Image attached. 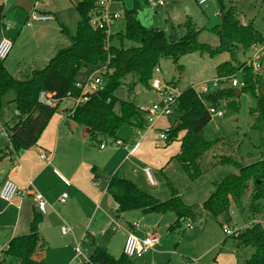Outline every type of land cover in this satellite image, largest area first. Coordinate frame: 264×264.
I'll list each match as a JSON object with an SVG mask.
<instances>
[{"label": "trees", "instance_id": "16d2710c", "mask_svg": "<svg viewBox=\"0 0 264 264\" xmlns=\"http://www.w3.org/2000/svg\"><path fill=\"white\" fill-rule=\"evenodd\" d=\"M96 7V0H84L75 6L80 16L77 32L71 37V46L60 50L42 70H34L25 80L15 78L0 64V118L9 108L16 124L8 125L12 150H0V164L9 153L19 154L38 145L43 133L58 111V105L47 106L40 102V94L49 92L58 100L69 93L78 99L82 91L76 88L78 75L84 70L106 66L103 75L104 87L101 91L86 95V101L80 103L71 115L74 124L89 130L92 138L103 135L117 139L125 126L134 127L139 133L145 132V116L132 102L122 101L116 93L124 80L136 75L142 86L152 91L151 81L164 59L179 65L181 59L193 53L208 54L211 58L230 53L235 56L238 49L251 52L254 46L264 45V35L253 24L244 25L234 7L222 5V25L213 33L219 38L220 46L213 48L199 42V30L192 20L185 24L187 34L179 42H169L161 29L146 28L140 21L141 5L136 2L132 10L125 11V31L107 36L91 27L89 15ZM7 16L4 6H0V35L6 29ZM68 35V30L63 29ZM179 69L183 67L179 65ZM218 79L238 77L243 84L240 88L210 87L209 92L200 93L191 87L183 91L178 99L176 114L178 122L168 136L167 144L181 140V151L175 157L192 182L199 181L211 165L234 167L238 174L232 175L215 184V192L204 202L203 210L218 220L230 212L233 206L244 211V202L252 185L250 209L254 214H264V154L263 159L244 165L232 157H221L215 162L205 163L204 158L217 143L205 139L204 131L212 121L209 109H219L223 102L239 112L236 92L241 96L250 93L257 103L256 116L252 129L262 138L264 148V76L256 72L248 63L234 65L224 63L217 68ZM119 109V110H117ZM19 115H16V113ZM171 198L161 201L141 190L136 184L125 179L117 171L110 179L107 192L118 205V213L143 211L147 214H174L177 217L171 231L180 229L187 220L196 221L198 215L194 207L187 206L179 191L167 179ZM42 215H33L30 233L14 238L8 250L7 258L16 261L9 264H45L34 260V256L45 246L39 231ZM244 247L255 248L253 256L246 264H264V229L260 225L250 227L238 239ZM82 264H135L131 258L122 254L115 257L106 248L97 247L87 263Z\"/></svg>", "mask_w": 264, "mask_h": 264}, {"label": "rangeland", "instance_id": "374dc122", "mask_svg": "<svg viewBox=\"0 0 264 264\" xmlns=\"http://www.w3.org/2000/svg\"><path fill=\"white\" fill-rule=\"evenodd\" d=\"M31 1L36 5L34 12L51 9L57 16H55L53 21L33 23L31 27H28L27 23L29 22L30 13L17 6L20 0H0V6H4L7 16L5 21L7 28L5 31L7 29L10 31L7 36L13 40L14 46L6 60L0 59V64H4L7 70L19 80H25L34 70L44 69L60 50L69 48L71 46L70 38L76 35L80 21V16L74 5L77 1ZM163 1L165 5L160 9L148 5L146 0H123L122 3L114 7L124 16L125 11L132 10L136 2H139L141 5L139 12L141 23L146 28L163 30L169 42H179L182 40L187 34L185 24L188 20H192L200 32L199 42L213 48L219 47L220 40L213 33V30L223 23L221 14L222 5L227 9L234 7L239 14V20L242 24H253L264 35V0H211L205 5H199L196 0ZM125 27L124 18L117 23L115 33L124 32ZM63 29L68 30V35L63 32ZM260 47L262 48L264 45H260ZM251 59V52L245 53L241 48L236 51L234 57L230 53L221 54L216 58H211L208 54L193 53L181 59L179 65L183 67L182 70L172 60H162L158 67L159 72L154 74V78L161 79L163 84L176 83L182 91L194 87L195 90L204 93V89H207L209 92L210 87H213L214 83L218 80L217 68L220 65L231 62L238 66L249 63ZM102 68L104 66L100 67V69ZM90 71L88 69L85 73L81 72L78 78L83 81L90 75ZM259 74L264 76V58L262 59V68L259 70ZM235 79L239 78L236 77ZM224 87L228 88L229 86L225 84ZM154 95L153 91H149L142 86L136 75L127 77L121 89L116 93V96L120 100L132 102L137 107H147L150 102L148 104L145 102L143 105V99L147 98L151 100ZM236 102L239 112L234 111L226 102H223L218 109L219 112H222L223 116L213 117L211 123L205 129V139L217 143L205 155V163H216V160L218 161L221 157H232L244 165H251L263 159L264 148L262 147L261 135L252 129L256 118L253 112L257 108V103L250 93L237 97ZM56 105L59 107L53 121L59 120L62 117H65L64 120L67 121L66 110L73 107V105L75 106L76 103L74 100H64L56 103ZM5 110L4 118L0 119L3 125L10 116L9 109L6 108ZM15 122L12 121L4 125L7 134L10 133L6 126H13L16 124ZM67 122H70V120ZM67 122L64 123L65 127H68ZM168 125L169 122L167 120H162L158 123L157 127L163 131ZM82 131H84L82 126H79L75 131L78 141L82 140L83 136H80ZM122 133V139L126 142L132 141L134 138L139 141L141 138L138 136L137 131L129 126H125L122 129ZM0 134H2L1 128ZM159 134H161V131L149 130L146 132L140 150V153H143L145 156L140 161L136 157L131 158V161L126 162L124 168L130 167L132 170H136V173H141L148 188H151V186L148 184L149 181L145 175V170L151 169L159 184V187L155 189H158L157 192L162 198H168L166 199L168 201L170 199V188L167 185L168 178L166 176L170 177V175L166 170L163 171L165 164H163V161L177 156L180 152L181 140L185 132H181L178 139L169 145L159 139ZM86 137L87 148H89L90 152L97 155V152L101 150L100 146L102 144L107 145L106 153L119 148L116 146V140L113 138H107L103 135H97L95 138H92L91 135ZM8 146L9 148L11 147L10 140L1 135L0 148L6 149ZM119 150L122 154H116V157L119 160L123 158V162H125L128 152L123 148H119ZM37 163V167L40 169L43 164ZM207 170V173L199 181L192 182L179 162L174 158L171 168L172 177L169 180L180 194L182 193L181 197L184 203L187 206L194 207L198 219L196 221L187 220L182 224L180 229L169 234V253L166 255V259L170 260L171 264H186L188 261H196L193 264H246L253 256L255 248L251 246L238 247V241L227 237L223 227L237 226L238 228H243L250 225L254 220L264 221V214H254L250 209V195L253 186H250L245 198L244 211L233 206L229 213L216 220L203 210L202 204L209 194L216 190L215 183H219L229 176L237 175L238 172L232 166L216 164L211 165ZM101 180L106 182L108 174L106 173L105 178ZM68 192L70 194L69 190ZM231 212L234 213L233 217L230 216ZM167 216L168 218L174 217L176 219V216L173 214H168ZM151 217H155L153 218L155 220H150L152 224L163 226L164 223H159V220H156L159 216ZM128 219L132 223L138 221L140 225L142 224L140 217L128 216ZM203 221L206 222V226L201 231ZM188 224H192L193 228L189 229ZM110 235L111 238L114 236L112 230ZM178 243L180 247L177 246ZM86 244V242L82 244L84 245L82 247L84 251L88 248V244ZM45 251L50 250L46 247ZM85 253L88 257L89 248ZM150 255L147 254L142 258H133L132 261L135 264H144L150 258ZM89 256L91 257V255ZM84 262L85 260L83 259H77L74 264H82Z\"/></svg>", "mask_w": 264, "mask_h": 264}, {"label": "crops", "instance_id": "0c3cea01", "mask_svg": "<svg viewBox=\"0 0 264 264\" xmlns=\"http://www.w3.org/2000/svg\"><path fill=\"white\" fill-rule=\"evenodd\" d=\"M35 8L36 5L33 4L31 12ZM23 10L26 11L25 9ZM38 12L51 15L54 18L57 16L51 9ZM9 32L8 29L4 30L0 36V41L7 39L12 42L13 40L7 36ZM85 72L86 70L83 71V73ZM77 79L81 81L79 78ZM155 100V95L152 96L151 100L144 98L142 104L144 105L145 102L148 104ZM77 106L76 103L75 106L73 105V107L66 110L67 121L70 120V122L65 121V117L56 121L52 119L37 146L30 150L21 151L19 154L14 152L9 153L8 157L0 164V189L9 180L14 182L20 190V194L15 197L12 203L0 199V252H3L4 255L3 264L16 261L13 258H7L5 252L14 238L27 236L30 233V226L35 212L42 215L39 231L45 245L34 256V260L38 262L45 264H74L75 260L80 259L75 254V244L80 243L81 247H83L84 245L82 244L85 242L88 244L86 245L89 248V255H92L97 247H102L106 248L115 257H120L123 254L128 235L133 233L140 238L157 236L160 239L159 244L147 253L151 255L144 264H171V261L166 259V255L169 253L168 236L173 232L170 228L175 224L173 222L177 220V217L176 219L174 217L168 218V214L153 215L143 211L119 214L117 211L118 205L107 192L111 177L117 171H120L125 179L136 184L144 192L155 196L159 200L161 199V201L168 199L162 198L158 194V189L155 188H158L159 184L157 187H153L148 183L151 186V188H148L141 173H136V170H132L130 167L124 168L126 162L131 161V158L136 157L140 161L145 156L143 153H140V150L142 141L145 139L146 132L148 131L140 136L139 141L134 138L132 141L127 142L122 139L123 133L122 130L120 131L117 137L118 140L122 139L121 141L133 147H136V144L138 145L133 153L124 149L128 152L125 162H123V158L119 160L116 157V154H122L119 150L120 147L106 153L107 145L104 149H101L100 146L101 150L97 152V155L90 152L86 145V136H90L89 130L82 127L84 131L80 134V136H83L81 141H78V136L75 135V131L79 125L71 121V115ZM9 113L10 116L6 119L4 125L15 121L13 120L14 115L12 111ZM2 118H4V115ZM65 122H67L68 127H65ZM4 125L0 121L1 130L7 131L4 129ZM129 127L135 129L132 126ZM156 131H160V129L157 127ZM8 148L3 149L1 147L0 150L7 151ZM9 150H12L11 147ZM43 156L44 158H42ZM174 158L171 157L170 160L167 158L163 161V164L165 163L163 171L166 170L170 175V177L166 176L168 180L172 177L171 168ZM37 162L43 164L40 169L37 167ZM106 173L108 174V180L104 182L101 179L105 178ZM68 190L70 194H68ZM214 191L209 194L204 202ZM36 193L42 194L50 204L46 214L40 213L38 209V202L35 197ZM64 193H67L69 198L66 203L62 204L59 202V198ZM128 216L140 217L142 220L141 225L143 226L138 221L132 223L128 219ZM151 216H159L158 218L156 217V220H159V223H164L163 226L152 224L150 220H155L153 219L155 217ZM230 216L233 217L234 215ZM135 223L138 224L136 228L133 227ZM64 225H68L71 228V235L64 236L62 234L61 228ZM116 225L120 226L118 231H115ZM205 226L206 222L203 221L201 231L205 229ZM111 230L114 234L112 238L110 235ZM238 243V247H244L240 242ZM177 246L180 247V244L178 243ZM46 247L50 251H45ZM88 248L85 251H88ZM82 250L86 256L87 254L83 248ZM89 255L88 257L86 256L87 259L90 258Z\"/></svg>", "mask_w": 264, "mask_h": 264}, {"label": "built area", "instance_id": "2783aa9c", "mask_svg": "<svg viewBox=\"0 0 264 264\" xmlns=\"http://www.w3.org/2000/svg\"><path fill=\"white\" fill-rule=\"evenodd\" d=\"M44 1V0H42ZM70 1H77L75 5L83 2L84 0H70ZM199 5H205L211 0H196ZM122 2V0H96V7L91 11L89 15V21L91 27L95 31H101L107 36V40L109 41L110 37L114 35L116 25L118 22L124 19V16L119 13L115 9V5H118ZM147 4L151 5L153 8L160 9L162 8L165 3L163 0H147ZM55 18L48 14H42L39 12L32 11L30 13L29 22L27 23L28 27H31L33 23L39 22H48L53 21ZM13 49V43L7 39H2L0 41V59L6 60L11 51ZM252 59L248 63L250 67L259 73V70L262 68V59L264 58V47L254 46L251 50ZM101 70H103L101 72ZM107 69L106 66L100 69V67L95 68L94 70L90 71V75L84 81H78L76 83V88L82 91V95L80 98L76 99L73 97L72 93H69L66 99H73L77 105L86 101L84 96L94 94L99 92L104 87V80L103 75L106 73ZM159 69H155V73L157 74ZM222 83L221 88H225V84H228L229 87L233 88H240L243 86L239 79L231 78H223L218 79L214 85L213 89H217L219 84ZM151 88L153 93L156 96V100L148 104L147 107H139V110L145 116L147 125L145 127V132L149 130H157L158 123L162 120H167L170 124L168 125L165 130H160L161 134H159V139L168 142V136L170 130L177 125L178 116L176 114L177 103L178 99L181 97L183 91L178 87L176 83L170 84H163L162 80L159 78H154L151 81ZM205 92H208L207 89H204ZM63 100H58L55 98V95L49 92H42L40 94V102L47 106H55L56 103L61 102ZM210 115L213 117H222V112H219L218 109L210 108L209 109ZM16 115H19L17 112ZM144 132V133H145ZM144 133H139L138 136H142ZM2 135L7 137L10 140V134H7L5 130L2 131ZM115 144L117 147L123 148L130 153H133L136 147L131 146L130 144L124 143L121 140L115 139ZM106 144L101 145V149H104ZM12 149V147H11ZM44 158V156L42 157ZM146 177L153 187H157L158 183L154 177V174L151 169L145 170ZM20 194L19 187L12 181L7 180L2 188L0 189V199L6 201L8 203H12L17 195ZM36 200L38 202V209L40 213L46 214L47 210L50 206L48 200L40 193H36L35 195ZM69 196L67 193H64L59 198V202L64 204L67 202ZM230 215H234L233 212ZM255 225H260L264 229V221L254 220L250 225L244 226L243 228H238L237 226L227 227L224 226V233L227 237L238 239L243 233L246 232L247 229L253 227ZM138 224L135 223L133 227H137ZM188 228L192 229L193 225L188 224ZM120 226H115V231H118ZM62 234L64 236H68L72 234V230L68 225H64L61 228ZM160 239L157 236H148L146 238H140L133 233H130L125 241L124 251L127 257L133 258H142L154 247L159 244ZM75 254L77 258L85 260L84 263H87L89 259L83 253L82 247L80 243H76L74 247ZM3 252H0V264H3ZM196 261H188L186 264H193Z\"/></svg>", "mask_w": 264, "mask_h": 264}, {"label": "water", "instance_id": "95a60500", "mask_svg": "<svg viewBox=\"0 0 264 264\" xmlns=\"http://www.w3.org/2000/svg\"><path fill=\"white\" fill-rule=\"evenodd\" d=\"M17 6L30 13L33 8V3L30 0H22ZM236 96L241 97V91L239 89L236 92Z\"/></svg>", "mask_w": 264, "mask_h": 264}]
</instances>
